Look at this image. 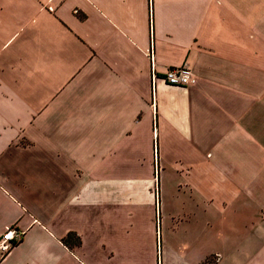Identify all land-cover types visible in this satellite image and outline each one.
<instances>
[{
    "label": "crops",
    "instance_id": "crops-1",
    "mask_svg": "<svg viewBox=\"0 0 264 264\" xmlns=\"http://www.w3.org/2000/svg\"><path fill=\"white\" fill-rule=\"evenodd\" d=\"M9 228L0 264H264V0H0Z\"/></svg>",
    "mask_w": 264,
    "mask_h": 264
},
{
    "label": "built area",
    "instance_id": "built-area-1",
    "mask_svg": "<svg viewBox=\"0 0 264 264\" xmlns=\"http://www.w3.org/2000/svg\"><path fill=\"white\" fill-rule=\"evenodd\" d=\"M163 80L170 86L186 87L194 82L195 78L186 66L167 69L163 74ZM155 78V77H154ZM22 234L13 228L7 229L0 237V258L20 242Z\"/></svg>",
    "mask_w": 264,
    "mask_h": 264
},
{
    "label": "rangeland",
    "instance_id": "rangeland-1",
    "mask_svg": "<svg viewBox=\"0 0 264 264\" xmlns=\"http://www.w3.org/2000/svg\"><path fill=\"white\" fill-rule=\"evenodd\" d=\"M166 176H167V173H166ZM173 179H170V181H171L170 183L166 182V186H165V181H164V188H163V190H165L166 193L170 194L171 197H172V200H173V202L170 205L166 204V206H170L172 209L173 208H175V209H177V208L182 209L186 205V208H187L188 202H189L188 192H185L184 190H181V191L180 190H177L178 191L177 192L178 194L175 193V198H173V192H174V189L172 187V185H173V182H172ZM183 229L184 228L182 227V230ZM182 230H181V233H183ZM68 240H70V242L73 244V243H77L78 238H76L75 235L70 234L69 235V238H66V242H68Z\"/></svg>",
    "mask_w": 264,
    "mask_h": 264
},
{
    "label": "trees",
    "instance_id": "trees-1",
    "mask_svg": "<svg viewBox=\"0 0 264 264\" xmlns=\"http://www.w3.org/2000/svg\"><path fill=\"white\" fill-rule=\"evenodd\" d=\"M72 236V235H71ZM68 238H69V236H68Z\"/></svg>",
    "mask_w": 264,
    "mask_h": 264
}]
</instances>
